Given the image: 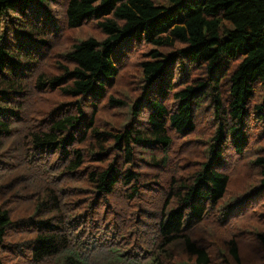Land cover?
<instances>
[{
  "label": "trees",
  "instance_id": "1",
  "mask_svg": "<svg viewBox=\"0 0 264 264\" xmlns=\"http://www.w3.org/2000/svg\"><path fill=\"white\" fill-rule=\"evenodd\" d=\"M0 264H264V0H0Z\"/></svg>",
  "mask_w": 264,
  "mask_h": 264
}]
</instances>
